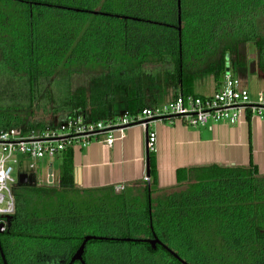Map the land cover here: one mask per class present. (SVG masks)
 Returning a JSON list of instances; mask_svg holds the SVG:
<instances>
[{"label":"trees","instance_id":"trees-1","mask_svg":"<svg viewBox=\"0 0 264 264\" xmlns=\"http://www.w3.org/2000/svg\"><path fill=\"white\" fill-rule=\"evenodd\" d=\"M180 9L179 38L177 0H0V130L135 115L170 88L174 97L193 95L201 75L220 86L227 62L242 64L250 44L256 71L264 73V0H180ZM83 73L87 84L73 88V76ZM58 156L56 187L38 180L15 187L13 234L37 241L84 231L89 205L104 203L89 196L106 190L109 203L145 205L142 219L151 204L158 235H202L208 250L264 256V175L251 161L180 168L174 185L159 187L149 152L148 181L115 192L80 188L73 148ZM134 190L142 195L127 202ZM42 194L47 201L40 203Z\"/></svg>","mask_w":264,"mask_h":264},{"label":"crops","instance_id":"crops-1","mask_svg":"<svg viewBox=\"0 0 264 264\" xmlns=\"http://www.w3.org/2000/svg\"><path fill=\"white\" fill-rule=\"evenodd\" d=\"M196 81L193 95H211L217 90L198 94L194 90ZM166 93H170L166 100L151 99L147 107L173 99L174 93ZM150 128L156 133L153 155L159 187L174 185L180 168L210 164L246 166L251 161L258 172L264 175V118L250 110L243 111L234 125L216 123L212 127H189L180 120L172 119V122L156 121ZM72 148L74 168L80 170V188L97 189L118 185L136 188L139 182L145 181L147 132L141 126L125 128L122 133L115 132L110 147L96 139L87 147Z\"/></svg>","mask_w":264,"mask_h":264},{"label":"built area","instance_id":"built-area-1","mask_svg":"<svg viewBox=\"0 0 264 264\" xmlns=\"http://www.w3.org/2000/svg\"><path fill=\"white\" fill-rule=\"evenodd\" d=\"M250 110L264 118V90L256 102L231 73H225L217 91L211 95L177 94L170 101L151 107H144L131 115L122 114L98 120H89L82 115L60 121L54 126L23 131L19 128L0 130V231L8 224V217L14 214L15 194L18 175L33 174L38 180V163L44 158H53L67 147H87L97 139L110 147L114 133H122L125 128L141 126L147 132V151L156 149V133L150 126L160 120H180L186 126L212 127L216 123L234 125L241 113ZM148 181L149 178H144ZM124 189L115 186V191Z\"/></svg>","mask_w":264,"mask_h":264},{"label":"flooded vegetation","instance_id":"flooded-vegetation-1","mask_svg":"<svg viewBox=\"0 0 264 264\" xmlns=\"http://www.w3.org/2000/svg\"><path fill=\"white\" fill-rule=\"evenodd\" d=\"M101 205L99 210L113 217L106 223L73 234L42 236L37 241L13 234L10 219L0 231V264H264V256L253 259L252 252L208 250L202 235H158L151 204L147 205V220L139 218L146 207L142 204ZM89 235L100 239H88L77 257V250Z\"/></svg>","mask_w":264,"mask_h":264},{"label":"rangeland","instance_id":"rangeland-1","mask_svg":"<svg viewBox=\"0 0 264 264\" xmlns=\"http://www.w3.org/2000/svg\"><path fill=\"white\" fill-rule=\"evenodd\" d=\"M241 55H242V64H236L234 60H230L227 62L226 72L231 73L233 76H235L239 80L241 86L244 89H246V91L249 93L250 99L256 102L259 98L260 92L264 90V73L260 72L258 69L255 74L249 73V70H248L249 63L253 59H255V48L253 47V45L250 44V45L244 46L242 48ZM87 78H88V75L86 73L73 76V80H72L73 86L72 87L76 88L78 86L86 85ZM196 79L197 81L195 83L194 90L198 94H207V93H210L211 91H215V89H218L216 88V86H214L213 79H211V77L207 75H201L197 77ZM170 89L168 90L170 91ZM169 94L170 93L165 92L163 94H157L155 97L156 99L161 98V100H166ZM49 166H51V169H52V181L51 182H48V175H47ZM59 166H60V158L58 155H55L53 158L42 159L40 163H38V173L40 172L38 184L41 186L47 185V186L56 187L58 185V179H59V168H60ZM36 183H37V180L35 179V184ZM64 194L66 197L69 196V193H64ZM109 195H111L110 192L106 190H98V191H93L91 195L89 196V198L93 197V200H95L94 202L103 201L104 202L103 204H105V203L110 202ZM136 195H142V194L138 192L137 190L130 191L129 196L126 195L127 202H129L128 201L129 199L135 198ZM40 196H42L40 203L47 201V199H45L44 197L47 195L42 194ZM143 199L144 198H142V200ZM76 200H79V199H76ZM100 203L102 202L93 203L89 205V207L91 208L90 209L91 212L89 213L90 216L87 214H84V218L80 219L81 223L79 225L81 226V228L82 226H84L83 229L91 230L93 227L96 228L97 223H100V222L106 223L107 222L106 219L113 218L112 216L107 215L108 213L103 212L102 210H99L100 206H102ZM36 204H38V200ZM86 207L87 205L85 206L79 205V208H86Z\"/></svg>","mask_w":264,"mask_h":264},{"label":"water","instance_id":"water-1","mask_svg":"<svg viewBox=\"0 0 264 264\" xmlns=\"http://www.w3.org/2000/svg\"><path fill=\"white\" fill-rule=\"evenodd\" d=\"M76 11H79V10H76ZM80 11H86V12H89V13L94 14V15H96V14L107 15L105 13H100V12H97V11H88V10H80ZM177 12H178L177 30H178V35H179V38H180V29H181L180 0H177ZM226 59H228V56L227 55H226ZM248 70H249V73L250 74H255L256 73L255 61H251L249 63ZM47 175H48V182H51L52 181V169H51V167L48 168ZM145 177L146 178H149V158H148V151H147V156H146V171H145ZM73 179H74V183L76 185H79L80 184L81 180H80V170H79V168H74V170H73ZM32 184L33 185L35 184V177L33 175H30V174H27V173H20L18 175L17 185H32ZM8 219L10 220L11 219V216H9ZM96 238H99V237H97L95 235L86 236L84 238V242L82 243L81 247L77 250V257H78V254H80L81 251L83 250L84 243L88 239H96ZM151 243L153 244L154 241H151Z\"/></svg>","mask_w":264,"mask_h":264}]
</instances>
